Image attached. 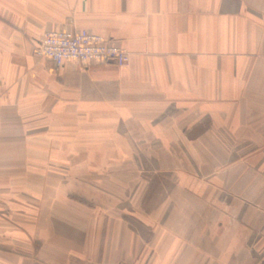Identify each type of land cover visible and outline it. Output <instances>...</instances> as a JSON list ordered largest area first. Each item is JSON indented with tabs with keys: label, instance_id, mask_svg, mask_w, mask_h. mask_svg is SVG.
<instances>
[{
	"label": "crops",
	"instance_id": "obj_1",
	"mask_svg": "<svg viewBox=\"0 0 264 264\" xmlns=\"http://www.w3.org/2000/svg\"><path fill=\"white\" fill-rule=\"evenodd\" d=\"M64 29L115 41L129 65L67 62L56 73L34 47ZM13 105L35 110L21 118L36 122L14 125ZM0 113V153L14 141L30 148L46 118L73 128L79 119L90 134H145L159 149L264 151V0H0ZM256 154L224 175L219 158L207 161L219 183L213 202L229 217L212 233L204 202L162 191L150 204L134 191L133 228L56 193L51 204L19 209L29 216L16 226L6 201L13 160L0 155V264H264V153Z\"/></svg>",
	"mask_w": 264,
	"mask_h": 264
},
{
	"label": "rangeland",
	"instance_id": "obj_2",
	"mask_svg": "<svg viewBox=\"0 0 264 264\" xmlns=\"http://www.w3.org/2000/svg\"><path fill=\"white\" fill-rule=\"evenodd\" d=\"M89 64L92 63H77L82 66ZM54 71L59 73L60 69L54 68ZM13 106L15 116L11 121L14 125L27 120L30 123L36 122L31 116L21 118L23 113L34 114L35 110L26 112L17 105ZM61 119L46 118L44 133L29 135L30 148H22L20 141H14L11 150H1L0 155L13 160L10 167L12 194L6 201L7 204L10 201L13 206L12 222L16 226L22 218L26 220L29 216L19 213V209L51 204L56 200L54 195L59 194V199L91 210L94 216H103L110 222L118 221L133 228L134 191H139L138 200L149 204L154 199L149 195H157L162 191L159 195L164 196L163 192L167 196H173L177 192L189 195V205L204 202V221L209 228L207 233H212L210 228L218 219L228 229L229 217L223 203L219 204V200L213 202L214 186L219 183L212 181L214 167L208 166L207 161L215 158L218 162L219 158L220 165L215 166L218 169L215 172L224 175L235 166L240 168L245 156L264 153L261 150H254L252 153L243 151L241 154L232 151L230 156V151L222 150L218 157L214 156V151L159 149L158 141L148 142L150 140L145 134L111 131L90 134L84 126H80L79 119L77 122L75 119V128L68 124V118ZM2 122L0 113V125ZM14 138L19 139V135H14ZM198 157L205 159V166L198 165ZM241 184L238 183V186ZM258 184L254 182L253 188ZM4 199L5 197L0 198V205L4 204ZM169 199L173 201L172 197ZM189 216L190 219L194 217L191 214ZM236 222L238 224L235 231L240 236L243 232L241 220L237 219ZM144 232L148 239V231ZM196 233L197 231L194 236ZM17 251L20 253L19 248Z\"/></svg>",
	"mask_w": 264,
	"mask_h": 264
},
{
	"label": "built area",
	"instance_id": "obj_3",
	"mask_svg": "<svg viewBox=\"0 0 264 264\" xmlns=\"http://www.w3.org/2000/svg\"><path fill=\"white\" fill-rule=\"evenodd\" d=\"M38 59L62 68L67 62L115 64L125 68L130 53L115 41L85 29H64L46 33L35 46Z\"/></svg>",
	"mask_w": 264,
	"mask_h": 264
}]
</instances>
